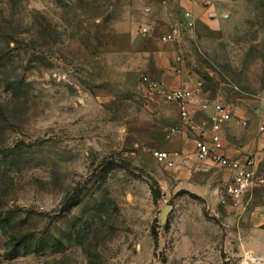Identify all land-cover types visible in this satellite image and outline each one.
Wrapping results in <instances>:
<instances>
[{
  "label": "rangeland",
  "instance_id": "rangeland-1",
  "mask_svg": "<svg viewBox=\"0 0 264 264\" xmlns=\"http://www.w3.org/2000/svg\"><path fill=\"white\" fill-rule=\"evenodd\" d=\"M164 1L0 0V264H264V0H195L190 28ZM160 21L233 109L222 138L254 161L238 195L153 157L184 125L143 83Z\"/></svg>",
  "mask_w": 264,
  "mask_h": 264
},
{
  "label": "built area",
  "instance_id": "built-area-1",
  "mask_svg": "<svg viewBox=\"0 0 264 264\" xmlns=\"http://www.w3.org/2000/svg\"><path fill=\"white\" fill-rule=\"evenodd\" d=\"M163 2H165L163 0ZM187 22V28L193 24L190 18ZM180 25L175 22L161 35L164 42H175L180 36ZM146 32V29L144 30ZM182 51H178L174 62L176 65L183 62ZM180 67L175 66L174 72H179ZM143 83L145 86L164 101L172 103L178 109V113L182 121L186 124V140L191 141L193 151L191 153L181 150H163L153 151V157L157 162L162 163L166 167H185L193 158L197 162H210L220 169L229 172L231 178V186L229 192L238 195L250 183L253 176L254 161L252 157L245 158L230 157L224 153V142L221 130L231 119L233 109L228 104L220 100H213L211 103L207 100L199 98L202 82L197 80L193 88L184 86L168 87L165 82L157 77L144 76ZM198 104L201 109L205 110L209 104L212 106V113L209 115V125L199 124L193 120V110L191 105ZM260 111L257 107L252 109V114L257 115ZM247 120L241 122L242 126L247 125ZM259 130H264V123L259 125Z\"/></svg>",
  "mask_w": 264,
  "mask_h": 264
},
{
  "label": "crops",
  "instance_id": "crops-1",
  "mask_svg": "<svg viewBox=\"0 0 264 264\" xmlns=\"http://www.w3.org/2000/svg\"><path fill=\"white\" fill-rule=\"evenodd\" d=\"M180 4L183 5L184 9L190 12V18L193 20V22L198 21L199 15L197 13V6L195 0H179ZM164 21H160L158 25L160 33H163V31L166 29L165 24H161ZM158 47L149 52V61H150V68L154 70L157 74V78H160L162 80H165V78L168 79V86L169 87H177V86H184L187 88H193L195 85V82L199 79H197L198 76H194L193 74L189 75L190 68L182 63H176L174 62V59L180 51V47H178V43L175 44V42H163L159 39ZM179 66L180 71L174 72V67ZM179 84V85H177ZM177 85V86H176ZM202 88V87H201ZM199 98L201 100H207L210 103L213 101L211 99H208L205 95V92H203V89L199 92ZM191 108L193 110V120L199 124H209V115L212 113V106L209 104V106L203 110L201 107L196 105H191ZM183 127L181 131L175 132L170 136V139L167 143V148L169 150H181L183 152L191 153L193 151V145L191 141L186 140V124L183 123ZM224 142V153L227 156L230 157H239L242 150L237 145H228L226 142ZM241 142V141H240ZM242 143V142H241ZM166 147V146H165ZM215 165H213L210 162H197L193 158L190 160L189 165L186 167H173L172 170H175V176L178 178L177 184L178 185H185L187 182V178L192 176V173H195L197 168L204 169L207 168V170L213 168ZM204 167V168H203ZM218 168L217 166H215ZM220 169V168H218ZM221 170V169H220ZM225 173H229L227 170L223 169Z\"/></svg>",
  "mask_w": 264,
  "mask_h": 264
},
{
  "label": "water",
  "instance_id": "water-1",
  "mask_svg": "<svg viewBox=\"0 0 264 264\" xmlns=\"http://www.w3.org/2000/svg\"><path fill=\"white\" fill-rule=\"evenodd\" d=\"M172 208L171 205H165L160 213V221L161 223H165V220H166V216H167V213L168 211Z\"/></svg>",
  "mask_w": 264,
  "mask_h": 264
}]
</instances>
